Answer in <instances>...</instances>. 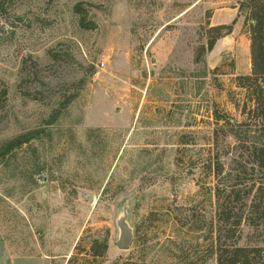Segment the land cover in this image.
<instances>
[{
  "label": "rangeland",
  "instance_id": "1",
  "mask_svg": "<svg viewBox=\"0 0 264 264\" xmlns=\"http://www.w3.org/2000/svg\"><path fill=\"white\" fill-rule=\"evenodd\" d=\"M240 2L15 0L0 19V147L39 133L0 158V264H68L76 252L71 264H85L93 239L107 243L99 264H215L193 224L213 214L199 195L212 180L198 166L213 110L241 120L228 99L251 68ZM76 6L93 29L81 28ZM217 26L231 34L195 63ZM125 205L133 238L120 251Z\"/></svg>",
  "mask_w": 264,
  "mask_h": 264
},
{
  "label": "trees",
  "instance_id": "2",
  "mask_svg": "<svg viewBox=\"0 0 264 264\" xmlns=\"http://www.w3.org/2000/svg\"><path fill=\"white\" fill-rule=\"evenodd\" d=\"M14 2L0 0V19L10 15ZM239 8L245 11L249 21L251 68L250 74L235 77L234 87L238 91L229 92L228 99L241 120L219 108L213 110L212 144L207 158L198 166L201 173L212 180L204 193L200 187L199 195L208 197L213 214L207 225L203 223L204 216L193 224H196L198 233L206 230L207 256L215 258V264H264V0H241ZM74 12L79 16L81 28H94L93 23L87 21L84 9L76 6ZM11 15L13 24L22 23V17ZM231 30V26L208 28L207 42L196 50L194 62H203L206 51H211L217 40L230 35ZM37 94L34 92L28 97L39 101ZM6 98L7 89L2 87L0 103ZM73 99L72 95L65 98L61 108ZM60 113L59 108L53 110L45 121L46 125L53 124ZM38 133H22L6 141L0 147V158L27 144ZM227 138L232 144H224ZM244 228L250 234L240 245ZM106 251V240L93 239L83 261L85 264H99ZM76 256H79L78 252L67 263L71 264Z\"/></svg>",
  "mask_w": 264,
  "mask_h": 264
},
{
  "label": "water",
  "instance_id": "3",
  "mask_svg": "<svg viewBox=\"0 0 264 264\" xmlns=\"http://www.w3.org/2000/svg\"><path fill=\"white\" fill-rule=\"evenodd\" d=\"M88 202L91 203V199L88 198ZM127 210L125 205L122 207L121 213L116 220V227L118 229V237L115 246L120 251H127L130 248V243L133 238L132 229L127 223Z\"/></svg>",
  "mask_w": 264,
  "mask_h": 264
},
{
  "label": "built area",
  "instance_id": "4",
  "mask_svg": "<svg viewBox=\"0 0 264 264\" xmlns=\"http://www.w3.org/2000/svg\"><path fill=\"white\" fill-rule=\"evenodd\" d=\"M101 66H102V64H101Z\"/></svg>",
  "mask_w": 264,
  "mask_h": 264
}]
</instances>
